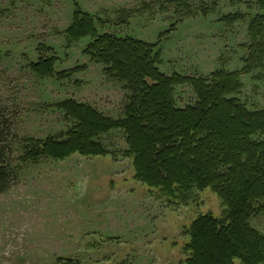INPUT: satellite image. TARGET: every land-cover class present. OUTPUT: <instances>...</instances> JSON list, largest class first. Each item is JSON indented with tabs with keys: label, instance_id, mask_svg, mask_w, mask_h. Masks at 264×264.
I'll return each instance as SVG.
<instances>
[{
	"label": "rangeland",
	"instance_id": "obj_1",
	"mask_svg": "<svg viewBox=\"0 0 264 264\" xmlns=\"http://www.w3.org/2000/svg\"><path fill=\"white\" fill-rule=\"evenodd\" d=\"M95 18L110 21L103 33L156 43L178 19L157 0H77ZM254 0H219L215 14L185 18L162 44L160 70L171 76L202 75L242 68L241 49L248 43L249 19L258 10ZM211 5V0L206 2ZM254 4V3H253ZM122 11L127 26L116 27ZM71 0L28 2L0 0V118L11 129L8 148L13 166L22 155L21 140L45 139L72 125L50 105L67 99L90 105L113 119L124 118L130 93L108 79L104 67L83 55L89 41L67 48L64 32L72 23ZM241 13L245 22L227 27L220 20ZM54 48L58 70L86 66L72 82L42 81L28 64L39 58L40 45ZM238 98L250 110L264 109V81L243 77ZM179 108L196 103L190 87L176 89ZM106 158L73 156L26 165L9 191L0 195V264H181L186 229L200 216H222L224 207L211 190L198 194L190 207L170 205L157 191L134 179L132 161L122 132L102 138ZM264 233V216L252 221ZM237 264H240L237 261Z\"/></svg>",
	"mask_w": 264,
	"mask_h": 264
},
{
	"label": "trees",
	"instance_id": "obj_2",
	"mask_svg": "<svg viewBox=\"0 0 264 264\" xmlns=\"http://www.w3.org/2000/svg\"><path fill=\"white\" fill-rule=\"evenodd\" d=\"M17 0H13L16 2ZM38 2L51 0H24ZM72 23L64 32L67 48L88 40L83 55L104 67L105 76L130 93L123 119H113L96 108L67 99L50 105L71 123L66 131L45 139L21 140L22 155L13 166L8 148L11 129L0 118V195L9 191L26 165L45 160L65 161L73 156L106 158L102 138L122 132L127 150L121 155L133 164L134 179L175 207H190L197 196L211 190L224 213L200 215L184 232L185 260L181 264H264V233L252 221L264 216V109L250 110L238 96L243 77L264 81V0H254L258 13L249 19L248 43L242 68H221L208 76L161 72L162 44L185 18L215 14L219 0H157L162 11L173 6L178 18L156 43L103 33L110 21L85 12L77 0ZM254 3V4H253ZM116 27L127 26L130 12L122 11ZM241 13L220 22L233 27L245 22ZM39 58L28 70L39 80L72 82L86 66L58 70L54 48L40 45ZM190 87L196 103L179 108L176 89ZM59 264H76L59 259Z\"/></svg>",
	"mask_w": 264,
	"mask_h": 264
}]
</instances>
